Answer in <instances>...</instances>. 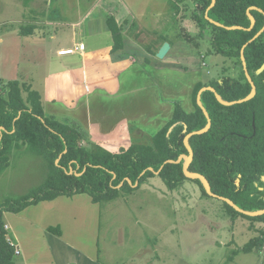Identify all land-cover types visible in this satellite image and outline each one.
<instances>
[{"label": "rangeland", "instance_id": "rangeland-1", "mask_svg": "<svg viewBox=\"0 0 264 264\" xmlns=\"http://www.w3.org/2000/svg\"><path fill=\"white\" fill-rule=\"evenodd\" d=\"M57 1L61 2L60 5L55 6L51 0L53 4L48 7L50 0H0L2 97L8 98L9 85L15 81L21 87L28 86L40 93L42 77L58 65L57 51L63 42L54 40L57 31L53 22L60 19L77 22L81 11L86 10L87 0H69V7L66 6L68 0ZM117 1L121 2L119 8L127 7L129 17L136 25L162 27L158 31L144 30L148 33V40L145 39L143 44L148 49L161 47L167 39L164 35L173 27L167 1ZM193 6L190 1L179 7L176 20L179 31L169 34L172 48L168 58L163 61L155 56L160 63L167 62L164 68L155 70L151 66H142V63L134 64L122 75L124 92L116 96L118 107L107 108L112 117L127 118L135 132L142 130L146 133L144 137L135 136L134 142H149L150 135L162 125L167 114H171L174 102H179L186 111L192 110L191 88L195 81L209 84L212 79L222 76H238L239 65L215 53L211 42L199 38L200 46L196 47L185 40L186 33L199 35L192 18ZM125 22L128 26L126 33L133 32L135 29ZM89 27L90 24H86L82 30L86 32L85 28ZM31 29V35L24 34L25 30ZM79 31L72 38L76 42L83 40ZM69 33L73 35L72 31ZM191 67L194 68L192 74H186ZM22 95L27 98L26 92ZM43 105L46 112L73 121L63 105L45 102ZM107 112L98 109L93 116L101 117ZM47 175L48 163L43 157L25 147L14 151L8 167L0 173V205L40 187ZM73 211L88 212L78 218L82 228L76 230L71 224L66 226L67 237L75 248L96 256L99 264H264V244L260 245L258 240L251 253L240 251L251 240L263 238L264 223L242 217L234 219L223 201L206 196L201 187L191 181L173 191L155 175L139 188L122 191L119 198L99 204L94 210L88 207L67 210L69 213ZM50 219H57V216ZM52 245L58 262L71 255L65 246H58L55 242Z\"/></svg>", "mask_w": 264, "mask_h": 264}, {"label": "trees", "instance_id": "trees-1", "mask_svg": "<svg viewBox=\"0 0 264 264\" xmlns=\"http://www.w3.org/2000/svg\"><path fill=\"white\" fill-rule=\"evenodd\" d=\"M175 1H192L194 5L192 18L199 35L186 33L185 40L196 47L200 46V39L211 42L215 53L239 65L238 76H222L209 84L198 82L192 91V111L174 102L171 119L150 143H134L116 153L93 142L89 132L77 122L47 113L38 91L21 87L17 81L11 83L8 98L0 95V173L8 167L11 154L25 147L46 160L48 175L29 194L0 205V264H14L15 257V247L7 239L5 212L19 213L43 201L79 194L89 195L95 204L109 203L119 198L122 191L139 188L157 172L169 190L191 181L208 196L200 180L185 176V158L177 163L180 157L190 156L185 142L188 135L193 152L188 168L191 174L204 176L213 194L230 199L244 211L264 210V71L258 73L264 64V33L253 40L264 27V0H217L213 7V0ZM248 12L256 21L252 30ZM106 23L113 39L112 51L118 52L124 48L122 28L114 17ZM231 27L238 29L229 30ZM30 32L32 29L24 34L31 35ZM165 42L171 44L167 39ZM243 47L246 70L241 59ZM205 87L215 90H205L200 95L208 117L197 104V96ZM254 88L256 94L244 101ZM23 92L27 93L26 99ZM216 94L234 104L221 103ZM209 122L211 125L205 130ZM223 205L234 219L264 223V215L249 217L225 202ZM48 231L61 234L59 227H49ZM257 240L264 244L263 236L251 240L240 251L251 253Z\"/></svg>", "mask_w": 264, "mask_h": 264}, {"label": "crops", "instance_id": "crops-1", "mask_svg": "<svg viewBox=\"0 0 264 264\" xmlns=\"http://www.w3.org/2000/svg\"><path fill=\"white\" fill-rule=\"evenodd\" d=\"M52 1L55 2V6L61 3L57 0ZM166 1L172 12L173 27L170 32H168L169 28L166 34L163 35L164 38L170 40L171 44L164 40V43L157 50L143 46L145 39L148 40V33L144 30L158 31L162 27L136 25L129 17L130 12L127 7L119 8L118 4H121V2L117 0H87L86 10L81 11L77 22L61 19L53 22L57 31L54 40L61 39L63 45L57 51L58 67L56 66L54 70L48 71L42 77L40 88V94H43L44 91L42 102L63 105L67 115L73 117L72 122H77L84 127L89 132L93 142L100 144L111 152L116 153L121 149H128L134 143H150L154 134L172 117L174 108H172L171 114L168 113L167 117L161 121L162 125L158 127L156 132L150 135L149 142L141 143L134 142V137H144L145 132L142 130L135 132L127 118L123 116L112 117L110 114L112 109L118 107L116 96L122 95L124 92L122 90L124 84L121 78L125 71L130 70L136 63H142V66H151L155 70L163 69L164 63H167H160L155 58L165 43L170 44V50L172 48V39L169 34H174L176 30L179 31L176 20L181 4H177L175 0ZM70 3L68 0L66 6L69 7ZM52 4L50 0L48 7H51ZM110 17L116 19L124 36V48L115 53L112 51L113 39L106 23ZM125 21H128L130 27L132 26L135 29L133 32L130 30L126 33L128 26H126L127 22ZM86 24H90V27L87 30L85 28L86 32H84L82 26ZM79 30H81L83 40L76 42L72 38L76 35L75 32ZM70 31H72V36H70ZM150 38L153 37L150 36ZM80 44L85 45L84 50L77 48ZM67 50L74 51L68 55H60L61 51ZM170 50L163 59L168 58ZM132 54L135 55L132 56ZM174 61L177 60L174 59ZM180 66H178V69ZM180 70L183 73V70ZM193 70L194 68H189L186 74L191 75ZM198 82L202 81L198 80L192 83V91ZM91 96H94L93 100ZM98 109L107 110L108 112L101 117H94V112ZM192 110H188V112ZM113 119L115 121L106 122V120ZM98 205L92 202L89 195L79 194L73 197L60 196L52 201H43L37 205L27 207L19 213L5 212L4 221L8 231L7 238L13 241L17 249L20 250L18 255L15 253L14 258L16 260L14 259V264H99V259L96 256L75 248L76 246L68 239L66 232L68 224H71L76 230L79 227L82 228L83 225L80 226L78 218L81 214L85 215L88 212L73 211L69 213L67 210L71 211L77 208L82 210V207L94 210ZM55 215L57 219H50ZM55 226L60 228V235L48 231L49 227ZM52 242H55L58 246H65L71 255L62 257L61 261L58 262L51 248Z\"/></svg>", "mask_w": 264, "mask_h": 264}, {"label": "water", "instance_id": "water-1", "mask_svg": "<svg viewBox=\"0 0 264 264\" xmlns=\"http://www.w3.org/2000/svg\"><path fill=\"white\" fill-rule=\"evenodd\" d=\"M216 1H217V0H213V3H212V6H211V7H213V6L216 4ZM251 9L256 10L257 8H256V7H252ZM248 15H249V18H250V20H251V27L249 28V30H252V29L255 27V23H256V21H255V18L252 16V14H251L250 12H248ZM206 18L209 19L208 13L206 14ZM211 22H213V21H211ZM215 24H217V25L220 26V24H218V23H215ZM228 29H229V30H232V29L235 30V29H238V28H237V27H231V28H228ZM263 33H264V27H263V29H262V30H261L256 36H255V38H254L253 40H255V39H257L258 37H260V35H262ZM245 47H246V46H245ZM245 47H243V49H242V51H241V55H242V56H241V59H242V61H243V65H244V68H245V70H246V63H245V57H244V50H245ZM169 50H170V44H169V43H165V44L162 46V48L160 49V51H159L157 57L160 58V59H163V58L165 57V55L168 53ZM263 71H264V64H263L262 67L258 70V73L260 74V73H262ZM246 76H247L248 80L251 81V78H250V76H249V74H248L247 72H246ZM205 90H211V91H213V92H215V90H214L212 87H205V88L201 89V91L199 92V94H198V96H197V104L201 107V109L204 111L205 115L208 117V114H207L206 110L203 108V106H202V104H201V100H200V95H201V93H202L203 91H205ZM255 94H256V90H255V88H254L252 94H251L247 99H245L244 101L250 99V98L253 97ZM216 97H217V99H218L221 103H223V104H225V105L234 104V102H233V103H229V102H225V101H223V100L221 99V97H220L219 95H217V94H216ZM240 102H241V101H240ZM242 102H243V101H242ZM210 125H211V123L209 122V124H208V126H207V128H206L205 130H207V129L210 127ZM205 130H203V131H201V132H204ZM189 136H190V135H188V136L186 137V141H185V142H186V146H187V148H188V150H189V152H190V156H189V157H187V156H182V157H180V159L177 161V163H179V162L181 161L182 158H185V159H186V162H185V164H184V168H183V171H184L185 176H187V177H189V178H191V179H198V180H200V181L202 182L203 186H204V189H205L206 193H207L209 196L214 197V198H216V199H219V200H221V201L227 203L228 205H230L233 209H235V210H236L237 212H239V213H242V214H244V215H246V216H249V217H256V216L264 215V210L257 211V212H248V211H244V210L240 209V208H239V207H238L233 201H231L230 199L223 198V197H220V196H216L215 194L212 193L211 186H210L209 182L207 181V179H206L204 176L199 175V174H191V173L188 171L189 165H190V163H191L192 160H193V152H192L191 148L189 147V145H188V141H187L188 138H189ZM169 162H172V161H169ZM155 174H156V175H159V172H157V173H155ZM137 185H138V184H137Z\"/></svg>", "mask_w": 264, "mask_h": 264}, {"label": "built area", "instance_id": "built-area-1", "mask_svg": "<svg viewBox=\"0 0 264 264\" xmlns=\"http://www.w3.org/2000/svg\"><path fill=\"white\" fill-rule=\"evenodd\" d=\"M79 50H84L85 48V45L84 44H80L78 47H77ZM74 50H67V51H61L60 52V55H64L62 53H66L65 55H68L69 53H72ZM11 243V242H10ZM12 245H14L13 243H11ZM15 253L16 254H19V250L17 249V247H15Z\"/></svg>", "mask_w": 264, "mask_h": 264}]
</instances>
